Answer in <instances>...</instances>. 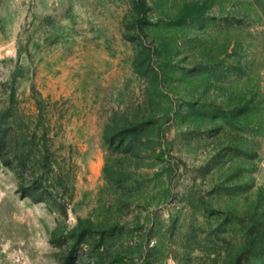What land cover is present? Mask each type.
I'll list each match as a JSON object with an SVG mask.
<instances>
[{
    "label": "rangeland",
    "instance_id": "rangeland-1",
    "mask_svg": "<svg viewBox=\"0 0 264 264\" xmlns=\"http://www.w3.org/2000/svg\"><path fill=\"white\" fill-rule=\"evenodd\" d=\"M0 264H264V0H0Z\"/></svg>",
    "mask_w": 264,
    "mask_h": 264
}]
</instances>
